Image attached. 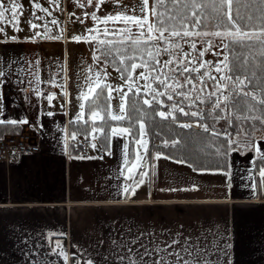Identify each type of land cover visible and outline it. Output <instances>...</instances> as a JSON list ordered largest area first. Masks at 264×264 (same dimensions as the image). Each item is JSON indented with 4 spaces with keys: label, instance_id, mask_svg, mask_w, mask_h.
Segmentation results:
<instances>
[{
    "label": "crops",
    "instance_id": "1",
    "mask_svg": "<svg viewBox=\"0 0 264 264\" xmlns=\"http://www.w3.org/2000/svg\"><path fill=\"white\" fill-rule=\"evenodd\" d=\"M2 35L0 134L32 130L40 151L0 163V264H115L112 241L141 233L140 242L150 246L153 238L163 246L178 233L182 242L199 240L219 264H264L259 154L229 153L230 180L225 171H196L164 155L156 159V152L148 162L137 144L130 160V133H111L110 148L103 150L97 131L96 148L81 155L68 148L67 139L76 134L70 124L84 120H77L83 103L71 102L66 87L59 93L37 59L38 44L55 39L4 38L5 30ZM57 95L65 100H55ZM252 141L264 154V136ZM138 153L144 159L131 175L148 176L132 195L127 169Z\"/></svg>",
    "mask_w": 264,
    "mask_h": 264
},
{
    "label": "snow or ice",
    "instance_id": "2",
    "mask_svg": "<svg viewBox=\"0 0 264 264\" xmlns=\"http://www.w3.org/2000/svg\"><path fill=\"white\" fill-rule=\"evenodd\" d=\"M91 3V0H88ZM101 4L104 0H99ZM117 4L120 0H115ZM253 0H154L150 4V0H137L131 6L121 5L119 11L115 15H108L101 22L107 24L109 21L123 22L124 27L112 29V35L119 34L121 39L118 41L112 40H99V45H103L101 50L99 47L97 51L101 52L106 60L110 59V62L115 64L116 57L119 56V64L125 65V61H131L129 65L124 67H118L117 70L122 74L127 72L128 75L123 78L128 82V91L133 92L134 95H140V88L133 87V75L137 68H143L145 71L140 73L139 78L145 81H149L144 85L147 89L145 95L151 94L153 100H157L159 97L167 95L169 101L173 100V95L161 90H172L175 92L177 88L183 89L185 84L190 85V91H196L199 87V91L203 92L207 77V80L213 81V91L207 93L209 103V109L207 115L212 120L216 121L223 119L228 126L233 123L232 119H229L228 115L221 116L220 113H228L229 110H235V119L246 123L249 120L259 121L261 126H264V10L261 11L259 16V23L253 24V15L247 12V9L251 7ZM260 5H264V0H258ZM234 4H241L245 8V13L242 15L240 8H234ZM20 5L15 0H11V17L17 24V11ZM41 11H47L43 9L39 4L35 5ZM9 9L5 8L3 2H0V21L5 19V13ZM115 11V10H114ZM131 13V14H129ZM93 20H99L96 15L92 16ZM53 24L56 21H52ZM15 26V25H14ZM32 28H36V24H31ZM46 33H47V26ZM4 29L0 28V32ZM16 31H20L16 28ZM90 32L94 31L89 29ZM95 31H99L98 29ZM109 29L105 28L103 35H109ZM40 37V34H36ZM44 39H51L52 37L45 34ZM59 39L60 37H56ZM15 39V37H13ZM74 40L80 41L82 39H95V37H81L75 36ZM200 41L205 45L203 50L197 49V41ZM216 40L220 43L217 45ZM119 43L121 48L114 47V44ZM188 44L192 52H196L197 55L191 56V53L185 52L182 44ZM129 45L131 51H129ZM256 55H252V52H245V49H257ZM218 47L219 51L213 53L219 57L223 53V59L216 64H212L208 61H202L205 52L211 48ZM162 54H166L170 59L161 60L159 57ZM191 56V58H189ZM230 56L232 57L230 59ZM257 57L259 62L256 63ZM253 63L250 64V59ZM99 59V57H97ZM139 60V63H137ZM195 62L196 66H191ZM201 68L214 69L216 73L221 74L219 79L212 75L210 70L202 73L199 77H194L192 73H199ZM258 70L261 75L257 76ZM187 75H184V74ZM250 73V74H249ZM183 76V82L177 77ZM199 84H194L193 81L197 80ZM171 81V83H169ZM153 82H158V86L154 88ZM229 86H231L229 88ZM97 89H100L97 92ZM119 91L121 95L120 114H111V119L114 121L129 120L130 118L126 113V100L127 92L123 89H113L111 85L104 84L101 86V74L97 72L95 77L88 78V90L83 93L81 99L87 100L90 96L94 95L93 103L97 107L90 106L92 112V119L103 120L100 116V110H98V102L101 98L108 101L112 98L113 91ZM105 91L107 95H105ZM228 92V94H224ZM219 93V94H218ZM178 95H182L184 99H193L190 93L180 92ZM212 97H215L212 99ZM51 99V97H49ZM194 99H199L200 103H206L205 99L199 95ZM143 104L152 107V101L149 99H143ZM191 107V105H189ZM172 112L158 111L153 109L155 115H158L162 120L176 121L178 118L175 113L179 111L185 116L199 117L200 120H204L205 116L198 111H185L184 107H178L177 104L171 105ZM84 105H81L80 114L77 116V120L82 119L84 115ZM51 115V113H49ZM4 121L0 120V124ZM14 123V122H13ZM27 123V121H24ZM181 128H191V123H180ZM197 127H201L204 133H210L213 137H224V144L216 147V154L225 157V165H227L226 157L231 152H240L244 154V150H254L259 154L260 159L264 160V154L261 153L260 147L251 140V132L256 130V125L251 124L247 129H242L237 126L234 131L236 132L235 138L232 134L224 129L222 132L216 131L213 127H210L208 123H198ZM97 131L103 132L102 128H92V133ZM112 135L123 136L130 132V127L124 128H112ZM87 139L89 133H84ZM147 132L145 130L144 123H139V136L135 139V143L142 147L145 155L148 153V141L145 138ZM75 139V134H73ZM95 139V136H93ZM179 140H173L172 145L179 144ZM164 145H168V141H164ZM91 147L96 148V144L92 143ZM223 148V150H222ZM161 153L157 152L156 159L161 157ZM76 158V157H74ZM80 159L85 157L81 156ZM90 158V157H89ZM168 158V157H164ZM144 157L139 153L136 156L135 163L128 168L129 179L133 180L131 186V194L135 195V189L144 183V178L148 176L147 171H143L140 174L139 180H134L133 170L141 167V160ZM180 163L185 161L180 160ZM128 161H125L127 166ZM191 167V164H189ZM226 177L231 179V173L225 171L223 173ZM259 177L261 183H264V167L259 169ZM124 192L129 193V186H125ZM138 234L132 239H124L119 242L112 241L115 246V255L113 257L115 264H219L218 259L212 261L209 259L211 255V249L205 245L203 248L200 246V241H192L191 238H185L183 242L179 239V233L176 237L170 241H166L161 246L160 243L155 241L151 242V246L146 243H141V236ZM151 235V234H150ZM137 245H139L137 247ZM59 246V245H58ZM178 246V247H177ZM216 247L215 244L212 246ZM143 249V251H141ZM107 260V257H105ZM91 264V261L88 262Z\"/></svg>",
    "mask_w": 264,
    "mask_h": 264
},
{
    "label": "rangeland",
    "instance_id": "3",
    "mask_svg": "<svg viewBox=\"0 0 264 264\" xmlns=\"http://www.w3.org/2000/svg\"><path fill=\"white\" fill-rule=\"evenodd\" d=\"M0 2H3L5 8L9 9L5 13V19L0 21V26L3 27L5 33L7 34L4 38L11 36L15 38H33L34 36H37V33H39L40 37L37 38H41L42 35L47 34L52 37V39H55L43 42L40 40L42 43L38 44L40 51L39 58L37 57V59H39L40 62V69L50 75L48 79H52V83L57 85L59 93H62L66 87L67 95L69 94L71 102L77 100L79 103L82 101L83 105H85L86 100L81 99V96L88 90V78H94L97 72L101 74V85L108 84L111 85L113 89L120 88L128 94L130 93L128 91V82L124 80L116 70L111 69L106 64L104 56L101 55L100 51H97V48L99 47L101 50L104 48L103 45H99L98 43L101 39L112 41L120 40V35H112L111 30L124 27L123 22L109 21L105 24L101 21H103L108 15L117 14L121 5L131 6L136 3L137 0H120L119 4H117L115 0H104L103 4H101L99 0H91V3H89L88 0H15V2L20 5L17 11V20L19 21L18 24L13 21L11 17V0H0ZM152 3L153 0H150V4ZM36 4H39L47 11H41L39 8H36ZM93 15L99 17V20H93ZM54 20L56 21L55 24L52 23ZM31 24H36L37 27L32 28ZM45 26H47V33ZM16 28H19L20 31L17 32ZM105 28L110 30L108 36L103 35ZM89 29H93L94 31L90 32ZM97 29L99 31H95ZM3 36L2 32H0V38H3ZM75 36L85 38L95 37V39H82L80 41H76L73 39ZM56 37L60 38L57 39ZM215 43L218 45L220 41L216 40ZM182 47L185 52L191 53V56L197 55L196 52H192L188 44L183 43ZM204 47L205 45L198 40L197 49L203 50ZM218 51V47L211 48L205 52L204 57L201 58L202 61H208L212 64L218 63L223 59V55L227 54L223 53L217 57L213 53ZM191 56L189 58H191ZM97 57H99V59H97ZM159 58L164 60L170 59L171 57L166 54H162ZM191 66H196L195 62L190 65V67ZM208 70L212 72L213 76H216L217 79H219L221 74L216 73L214 69L201 68L199 73H192V75L194 77H199L202 73H205ZM143 71H145V69L137 68L135 72L132 73V83L134 89L139 87L140 92L146 93L147 89L144 85L149 81L139 78L140 73ZM184 75L187 74L185 73ZM177 78L183 82V76H179ZM205 80L206 85L203 92L199 91V87L196 91H190L191 86L187 84H185L183 89L177 88L175 92L172 90H161L180 97L183 96L178 95L177 93H190V96L194 99L197 95L201 97L202 95H207V93L214 90L212 87L214 82L207 80V77H205ZM169 83H171V81H169ZM193 83L198 85V79L194 80ZM152 86L156 88L158 86V82H153ZM224 94H228V92H225ZM111 95L110 113L119 115L122 93L114 90ZM148 96L152 99L151 94H148ZM164 97H167V95ZM193 99L187 100L189 105ZM157 100H161V97ZM223 115L228 114L223 112L221 116ZM228 116L229 119H231L230 115ZM82 119H84V115ZM233 122H236L237 127L239 120H234ZM214 126L215 129L219 131H223L228 127L226 121L223 119L214 121ZM192 127L202 129L201 127H197V125ZM251 135V140H253L254 137L264 136V126L261 128L260 125H256V130L253 131ZM145 138L149 142L148 135ZM159 144V142H156V145ZM138 148L143 149L139 146Z\"/></svg>",
    "mask_w": 264,
    "mask_h": 264
},
{
    "label": "trees",
    "instance_id": "4",
    "mask_svg": "<svg viewBox=\"0 0 264 264\" xmlns=\"http://www.w3.org/2000/svg\"><path fill=\"white\" fill-rule=\"evenodd\" d=\"M154 2V0H153ZM234 8H240L241 14L245 13V8L241 4H234ZM264 10V5H260L258 0H253L251 2V7L247 9V12L251 13L254 17L252 23L255 25L259 23V16L261 15V11ZM114 47L121 48L122 45L119 43L114 44ZM129 51H131V46L129 45ZM246 53L251 51L252 55H256L258 51L257 49H245ZM228 54V53H227ZM232 57L230 56V59ZM108 60H105L106 64L113 70H116L122 78L127 76L128 73H121L117 70L118 67H124L129 65L131 61L126 60L125 65L119 64L120 57H116V63L113 64ZM250 59V64L253 63ZM259 62V57H257L256 63ZM139 63V60H137ZM257 76L261 75V73L256 70ZM250 74V73H249ZM124 79V78H123ZM125 80V79H124ZM103 86V85H101ZM231 87V86H230ZM229 87V88H230ZM163 89V88H161ZM100 89H97L99 92ZM105 95L107 92L105 91ZM201 98L208 101L207 95H202ZM215 97H212L214 99ZM143 99H149L152 101V107L143 104ZM94 95L87 99L85 102V118L83 121H78L76 123L70 124V132H76V134L84 135L87 131L89 133L88 137H93L94 133H92V128H102L103 132L98 133L97 135V143L102 147L103 150H108L110 148V137H111V129L114 127H130V140H129V159L132 160L134 158L135 152V139L139 136V123H144L148 135V153L146 154V159L149 162L152 158L153 153H161L162 155L175 160L185 161L187 165L191 164V168L196 171H227L229 169V154L226 157L227 165H225V157L216 154V147L222 146L224 144V137H213L210 133H204L203 129L200 128H181L180 123H191L193 126H196L198 123H208L210 127L214 126V120L211 119L207 115L209 109L210 101L206 103H200L199 99H193L191 102V107H189L188 101L183 97L173 95V100L169 101L167 97L162 96L161 100H153L149 98L148 95H145V92H140L139 96L134 95L133 92H130L127 97L126 104V113L127 116L131 120V124L129 120L123 121H114L111 119L110 115V105L111 99L105 101L103 98L98 102V110H100V114L103 117V120H95L92 119V112L90 106L97 107L93 103ZM177 104L178 107H184L185 111L191 112L192 110L198 111L205 116L204 120H200L199 117H191L185 116L179 111L173 113L177 116V120L174 122L171 119L162 120L158 115H155L153 109H157L158 111H167L172 112L171 105ZM223 112L220 113L222 115ZM230 118L234 121L235 119V110H229L228 113ZM255 124L260 125L259 121L249 120L246 123L238 122V126L242 129H247L249 125ZM236 128V122H233L231 126H228L226 129L228 132L232 134L233 137L236 136V132L234 129ZM263 128V126H261ZM218 132L217 129H215ZM252 133V132H251ZM1 133L0 135H2ZM252 136V135H251ZM173 140H179L180 143L175 146L172 145ZM164 141H168V145H164ZM156 142H159V145H156ZM73 149V148H72ZM71 149V150H72ZM223 150V148H222ZM77 152V151H76ZM78 153V152H77ZM261 167H264V160H261L260 157L255 159V168L258 170Z\"/></svg>",
    "mask_w": 264,
    "mask_h": 264
},
{
    "label": "built area",
    "instance_id": "5",
    "mask_svg": "<svg viewBox=\"0 0 264 264\" xmlns=\"http://www.w3.org/2000/svg\"><path fill=\"white\" fill-rule=\"evenodd\" d=\"M65 97L55 96V100H64ZM95 140L91 137L85 138L80 134H70L67 139L69 149H74L81 155H89L91 144ZM40 151L38 135L32 130H25L18 134L0 135V163L10 164L23 156L33 155Z\"/></svg>",
    "mask_w": 264,
    "mask_h": 264
}]
</instances>
